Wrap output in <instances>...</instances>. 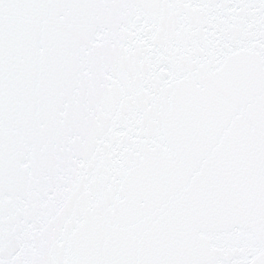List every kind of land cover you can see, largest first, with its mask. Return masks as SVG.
I'll return each mask as SVG.
<instances>
[{
    "label": "snow or ice",
    "instance_id": "1",
    "mask_svg": "<svg viewBox=\"0 0 264 264\" xmlns=\"http://www.w3.org/2000/svg\"><path fill=\"white\" fill-rule=\"evenodd\" d=\"M0 264H264V0H0Z\"/></svg>",
    "mask_w": 264,
    "mask_h": 264
}]
</instances>
